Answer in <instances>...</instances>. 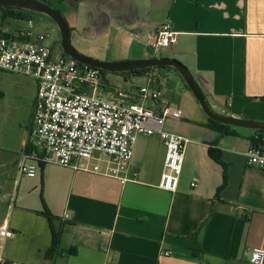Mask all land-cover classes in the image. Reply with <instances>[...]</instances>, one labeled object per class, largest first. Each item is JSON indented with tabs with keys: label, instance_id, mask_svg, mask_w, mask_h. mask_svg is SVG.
Masks as SVG:
<instances>
[{
	"label": "crops",
	"instance_id": "0c3cea01",
	"mask_svg": "<svg viewBox=\"0 0 264 264\" xmlns=\"http://www.w3.org/2000/svg\"><path fill=\"white\" fill-rule=\"evenodd\" d=\"M38 1L63 15L69 38L73 33L86 45L76 49L80 54L104 63L177 60L214 114L264 123V0ZM166 22L176 41L155 47L153 34ZM179 76L154 68L142 76L162 90L160 101L143 102L145 108L158 112L167 103L183 113L164 125L189 141L175 193L158 188L165 155L158 136L137 139L132 182L55 164L38 166L29 178L17 169L31 147L35 95L24 125L8 131L0 121V227L12 233L0 240L4 264H249L250 251L264 249V171L244 156L262 130L211 120L187 92L170 102L163 85L184 91ZM88 164L103 172L106 158ZM44 214L62 228L51 257Z\"/></svg>",
	"mask_w": 264,
	"mask_h": 264
},
{
	"label": "built area",
	"instance_id": "2783aa9c",
	"mask_svg": "<svg viewBox=\"0 0 264 264\" xmlns=\"http://www.w3.org/2000/svg\"><path fill=\"white\" fill-rule=\"evenodd\" d=\"M32 28L29 21L27 30L0 37V71L28 77L36 83L31 152L23 151L18 174L33 178L38 166L55 164L117 178L121 183L132 182L138 172L133 171L132 178L127 174L137 139L158 136L165 148L158 188L177 192L184 148L189 141L166 132L164 125L168 119H182V111L167 103L161 104L158 112L145 108L143 102H159L162 96V90L150 84L134 93H111L100 80L101 70L79 64L66 55L53 57L46 36L34 35ZM176 37L166 22L153 34V45L171 47ZM244 156L249 166L264 171V135L255 137ZM105 158L103 172L98 165L88 164ZM11 236L6 227H0V240ZM248 263L264 264V249H252ZM0 264H4L1 254Z\"/></svg>",
	"mask_w": 264,
	"mask_h": 264
},
{
	"label": "rangeland",
	"instance_id": "374dc122",
	"mask_svg": "<svg viewBox=\"0 0 264 264\" xmlns=\"http://www.w3.org/2000/svg\"><path fill=\"white\" fill-rule=\"evenodd\" d=\"M33 20L34 24L32 33L34 35H45L46 45L52 51V56H60V53L62 52L60 47V34L55 23L38 15H33ZM67 20L70 21L71 16H67ZM9 28V25L5 24L2 28H0V33L5 32L4 30L9 31ZM73 37L74 35L71 33L69 40L74 49L84 51L83 48H86L85 43L83 41L81 42L79 39L73 40ZM103 57L104 56H100V59ZM102 72L104 73L100 76L101 82L104 85H107L112 91L134 93L138 90V88L145 85V81L142 76H138L133 73L120 74L103 70ZM163 87L170 92L169 101H173L172 103H177L179 100L185 99V92L190 94L191 98H194L192 93H190L184 85H182L184 91L179 89L170 90L168 86H165V84ZM0 92L3 93V98L0 100V121L6 130L12 131L13 128H16L18 123L20 125H24L26 114L28 113L32 104V99L36 93V83L28 77L0 71Z\"/></svg>",
	"mask_w": 264,
	"mask_h": 264
},
{
	"label": "water",
	"instance_id": "95a60500",
	"mask_svg": "<svg viewBox=\"0 0 264 264\" xmlns=\"http://www.w3.org/2000/svg\"><path fill=\"white\" fill-rule=\"evenodd\" d=\"M25 3L30 4V6L23 5ZM0 7L17 8L26 11H31L34 13H39L51 19L52 22H54L55 25L57 26L60 34V47L62 53L74 59L79 64L89 66L91 68H96L101 71L103 70V71H110L116 73H124L134 70L147 69V68L151 69L157 67L173 68L180 74L186 86L189 88L195 100L197 101V103L199 104V106L201 107V109L208 118H210L213 121L223 123L225 125H235V126L264 131V123L257 124L253 122L238 121L214 114L210 110L203 94L198 88L195 80L190 75L189 71L185 67H183V65H181V63H179L177 60L169 59V58H153V59L139 60V61L127 62V63L100 62L80 54L77 50H75L71 46L69 40V29L66 20L59 11L51 9L48 5L38 0H0Z\"/></svg>",
	"mask_w": 264,
	"mask_h": 264
},
{
	"label": "trees",
	"instance_id": "16d2710c",
	"mask_svg": "<svg viewBox=\"0 0 264 264\" xmlns=\"http://www.w3.org/2000/svg\"><path fill=\"white\" fill-rule=\"evenodd\" d=\"M0 12H1L0 27L2 28L5 24L9 25V27H10L9 31L7 33H0L1 37H9L11 35H14L17 33L19 34L20 32H22L26 28L25 27L26 23L33 18V15L41 16V17L46 18L52 22L51 19H49V18H47V17H45L39 13H34L31 11H26V10L17 9V8L0 7ZM154 69L173 71L179 76V74L176 72V70L173 68H170V67H157ZM151 70H153V68L134 70V71L124 72V73H120V74L133 73V74L138 75V76H143ZM103 73L104 72L101 71V75ZM184 87H186L188 89V87L185 85V83H184ZM2 97H3V93L0 92V100L2 99ZM260 133L264 135V131H260ZM25 150H26V152H31V147L27 146ZM218 154H219V152L212 151V150L210 151V156L216 162H220ZM44 216L48 219V221L50 223V229H51V235H52V245H51V248H50L47 256L51 257L55 253V251L57 250V248L59 246V242H60V238H61V234H62V228H61V225L58 221H57L58 223H55L56 219H54L51 215L44 214ZM201 235H202V228L199 229L196 236H197V238L200 239ZM199 239H197V240H199Z\"/></svg>",
	"mask_w": 264,
	"mask_h": 264
},
{
	"label": "bare ground",
	"instance_id": "6f19581e",
	"mask_svg": "<svg viewBox=\"0 0 264 264\" xmlns=\"http://www.w3.org/2000/svg\"><path fill=\"white\" fill-rule=\"evenodd\" d=\"M23 5L30 6V4H27V3H25V4H23Z\"/></svg>",
	"mask_w": 264,
	"mask_h": 264
}]
</instances>
